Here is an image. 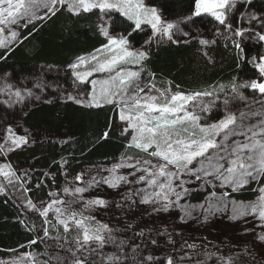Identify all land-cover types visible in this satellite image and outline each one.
<instances>
[{
  "label": "snow or ice",
  "instance_id": "snow-or-ice-1",
  "mask_svg": "<svg viewBox=\"0 0 264 264\" xmlns=\"http://www.w3.org/2000/svg\"><path fill=\"white\" fill-rule=\"evenodd\" d=\"M252 3L194 0L188 15L169 20L145 0H0V60L60 13L95 16L96 31L104 38L67 64V87L49 82L43 73L29 74L19 86L11 82V73L0 75L5 98L0 112L14 117H0V196L12 200L20 210L18 223L32 234L24 244L0 249L9 254L0 264H261L256 249L264 252V14L245 11ZM196 18L200 23L209 18L210 37L188 30ZM145 26L150 35L136 47L131 37ZM193 41L205 57L223 41L237 69L250 66L252 76L194 91H181L180 85L173 90L171 81L158 87L156 74L146 69L151 45ZM249 44L257 48L252 55ZM54 101L109 113L97 142L111 141V131L118 128L119 155L73 174L74 153L61 154L50 165L56 171L42 178L35 169L16 167L10 157L38 142L20 121L31 108ZM18 106L22 115L14 111ZM53 143L63 151L75 140ZM57 174L64 177L63 186L56 184ZM45 187L47 199L34 200L33 190ZM105 189L119 199L101 195ZM197 191L203 198L193 203ZM243 193L253 196L239 199ZM110 209L125 217L121 224L100 218ZM135 212L139 219L156 217L160 227L137 230L130 219ZM217 218L233 225L243 221L239 234H252L253 240L243 248L228 245L227 254L211 252L207 237L190 243L183 238L185 229L177 227L190 221L203 226Z\"/></svg>",
  "mask_w": 264,
  "mask_h": 264
},
{
  "label": "trees",
  "instance_id": "trees-1",
  "mask_svg": "<svg viewBox=\"0 0 264 264\" xmlns=\"http://www.w3.org/2000/svg\"><path fill=\"white\" fill-rule=\"evenodd\" d=\"M149 6H157L166 18H180L188 15L194 6V0H145ZM258 14H264V0H253L250 9ZM190 24L195 31L193 34L209 36L211 34L209 21ZM30 30V29H29ZM209 30V31H208ZM28 30L24 31L27 34ZM141 34L139 31L131 37L132 42L139 44ZM103 38L97 33L94 16L71 17L66 13H60L47 21L23 44L15 48L6 59L0 60V75L12 74V81H18L29 74H44L49 82L59 80L65 87L68 81L64 77V69L67 64L78 55L92 52L99 47ZM224 42L209 49L213 61L207 60L193 41L190 44L151 45L150 59L146 64L149 72L156 74V80L160 82H172V87L180 85L181 91H194L206 88L210 84H228L233 77L248 78L252 76L250 66L236 67V59L232 52L224 48ZM248 54L257 51L251 44L247 48ZM3 55V52H0ZM52 65L53 70L48 71L46 66ZM19 115L23 113L19 112ZM109 113L101 111H87L72 103L54 101L52 104H41L31 108L29 114L21 121L25 127L31 129L37 138V144L26 151H18L10 158L14 165L21 170L29 168L36 170V176L42 178L46 171H56L53 159H59L60 155L73 152L72 172L80 168L97 163L110 162L121 151L118 139V128L111 131V141L97 142L98 137L106 129ZM73 137L75 143L65 146L63 151L57 143L62 138ZM49 138L53 142H48ZM43 141V143H41ZM81 152L84 155H81ZM36 180H33V184ZM64 177L57 174L56 184L62 186ZM53 189L55 186H51ZM49 187L42 190H33V199H47ZM201 195L195 192L191 201L199 202ZM253 194L243 193L239 199H251ZM8 200L5 203V200ZM20 210L12 200L0 196V249L15 248L32 238V234L18 223ZM41 250V249H38ZM9 254L0 251V257Z\"/></svg>",
  "mask_w": 264,
  "mask_h": 264
},
{
  "label": "rangeland",
  "instance_id": "rangeland-1",
  "mask_svg": "<svg viewBox=\"0 0 264 264\" xmlns=\"http://www.w3.org/2000/svg\"><path fill=\"white\" fill-rule=\"evenodd\" d=\"M246 11H248V10H246ZM95 19L96 18L94 16V23H95ZM167 19L175 20L178 18H167ZM196 19L200 20V18H196ZM204 21H209V18H204ZM190 24H192V23L189 22L188 30L191 31L192 33L197 31L196 29H195V31H193V29L190 28L191 27ZM209 28H210V30L212 29L211 34L209 36L208 35L205 36L206 38L210 37L212 35V31H213V24L212 23H211ZM139 32L141 34V37H140L139 42H138L139 44H136L133 42V44L136 47H139L141 44H143L144 40L147 39L148 35H150V29H148L147 26H145V30L139 31ZM103 40H104V38H103ZM168 43H170V42H162L161 44L167 45ZM152 45H158V44L153 43ZM196 45L199 49V45L197 43H196ZM253 48L256 49V47H253ZM209 49L207 50L208 56L207 57L204 56V57L207 60H209L210 62H212L213 59H212V56L209 54ZM0 52H3V50H0ZM84 55H87V54H84ZM27 77H29V76H27ZM11 82L14 84H17V86H19V83L26 82V81L24 79H22V80H18V81H15V80L12 81L11 80ZM156 84L158 87H163L166 85L165 82H160L158 80H156ZM173 90H176V89L173 88ZM4 99H5L4 96L0 95V102H2ZM254 106L259 107L258 104L254 105ZM9 111L11 112L13 110H9ZM14 111L16 113L22 112L21 107H19V106ZM0 117L14 118V117L5 116V113H3V112H0ZM118 131H119V129H118ZM110 162H97V163H94V164H91V165H88V166H85L82 168L89 169V168H92L93 165L102 164V163H110ZM80 170H81V168L78 171H80ZM62 186H63V184H62ZM197 193H199L201 195L200 200H202L203 193L200 191H197ZM105 194L108 196H111L117 200L119 199L117 193L112 191V190L105 189V192H102L101 195H105ZM194 203H196V202H194ZM117 215H119V219H117ZM139 217H140V212L132 213L130 216V219L133 222L137 223V225H138L137 230H139L140 228H143L147 232L149 229H151L153 227H160V222L156 219V217H151V218L145 217L144 219H139ZM100 218L106 220L107 222H109L112 225H119V224H121V221H123L125 219V217L122 214H119V210H115V209L108 210L107 214L104 216H101ZM153 221H156V223L153 224ZM177 227H182L185 229V231L183 233V238L186 239L190 243L193 241L194 238H197L196 242L199 243L200 239H202L203 237H207V241L210 242L207 245V251H211V252H219L222 250L225 254H227L230 251V248L228 247V245H239L240 248H243L246 244H248L249 242H251L253 240L252 234H247V235L239 234L240 229L243 227V221L233 225V224H230L226 219L217 218V219L213 220L211 223H209L207 225H203V226L197 224V222H195V221H190L188 225H177ZM248 227H251V225H248ZM176 239H177V241H180L181 237L177 236ZM159 242L161 245H164L163 239H160ZM110 250L111 249H109V251ZM149 250H155V249L152 246H149ZM167 250L171 251L170 245L167 247ZM159 251L161 253H163L165 251V249L161 248ZM199 251H205V248L201 247V249H199ZM256 252H257V260L261 261V264H264V252H262L259 249V246H257ZM210 264H214V262H210Z\"/></svg>",
  "mask_w": 264,
  "mask_h": 264
}]
</instances>
